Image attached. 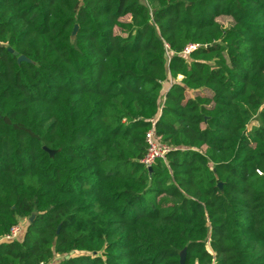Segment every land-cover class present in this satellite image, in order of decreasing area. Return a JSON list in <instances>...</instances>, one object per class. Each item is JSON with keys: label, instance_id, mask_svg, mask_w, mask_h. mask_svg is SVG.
<instances>
[{"label": "trees", "instance_id": "obj_1", "mask_svg": "<svg viewBox=\"0 0 264 264\" xmlns=\"http://www.w3.org/2000/svg\"><path fill=\"white\" fill-rule=\"evenodd\" d=\"M256 170L264 0H0V264H264Z\"/></svg>", "mask_w": 264, "mask_h": 264}, {"label": "built area", "instance_id": "obj_2", "mask_svg": "<svg viewBox=\"0 0 264 264\" xmlns=\"http://www.w3.org/2000/svg\"><path fill=\"white\" fill-rule=\"evenodd\" d=\"M146 1V0H145ZM196 48L195 45H190L185 48L183 54L189 55L191 51ZM151 128L145 134L146 151L140 163L146 168L150 169L151 166L158 160L166 162L167 154L172 150L171 147L162 143L155 133V120H150ZM256 174L264 179V173L256 170ZM26 221H20L17 225L13 226L9 233L0 238L1 242H11L18 240L23 232ZM43 264V263H41Z\"/></svg>", "mask_w": 264, "mask_h": 264}, {"label": "water", "instance_id": "obj_3", "mask_svg": "<svg viewBox=\"0 0 264 264\" xmlns=\"http://www.w3.org/2000/svg\"><path fill=\"white\" fill-rule=\"evenodd\" d=\"M77 29H78V26H75L74 27V30H73V33H72V36L74 37L76 32H77ZM14 55H16V53H14ZM23 61H27L24 57H19L18 58V62H23ZM50 155H52V152H49ZM219 187H221V185H219ZM35 217V214H32L29 218V222H32L33 221V218ZM184 261H185V252L182 253L181 255V259H180V264H184Z\"/></svg>", "mask_w": 264, "mask_h": 264}, {"label": "rangeland", "instance_id": "obj_4", "mask_svg": "<svg viewBox=\"0 0 264 264\" xmlns=\"http://www.w3.org/2000/svg\"><path fill=\"white\" fill-rule=\"evenodd\" d=\"M144 3H146L145 0H143ZM218 22L223 26V27H228L230 25V20L228 18H219ZM168 88L167 85H165V89ZM189 96H192L190 93Z\"/></svg>", "mask_w": 264, "mask_h": 264}, {"label": "crops", "instance_id": "obj_5", "mask_svg": "<svg viewBox=\"0 0 264 264\" xmlns=\"http://www.w3.org/2000/svg\"><path fill=\"white\" fill-rule=\"evenodd\" d=\"M256 125H257V123L254 122L251 126H256ZM57 262H58V261L53 260V261H51L49 264H57Z\"/></svg>", "mask_w": 264, "mask_h": 264}]
</instances>
